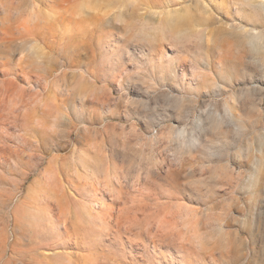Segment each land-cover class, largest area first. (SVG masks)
<instances>
[{"label":"rangeland","instance_id":"rangeland-1","mask_svg":"<svg viewBox=\"0 0 264 264\" xmlns=\"http://www.w3.org/2000/svg\"><path fill=\"white\" fill-rule=\"evenodd\" d=\"M0 264H264V0H0Z\"/></svg>","mask_w":264,"mask_h":264},{"label":"bare ground","instance_id":"bare-ground-1","mask_svg":"<svg viewBox=\"0 0 264 264\" xmlns=\"http://www.w3.org/2000/svg\"><path fill=\"white\" fill-rule=\"evenodd\" d=\"M260 2V1H259ZM262 2V1H261ZM238 10V9H237ZM154 16L159 14L158 12H153ZM174 13H177V11H174ZM181 16V14H176L173 17L174 21H178L179 17ZM181 22H184L185 20H180ZM177 23V22H176ZM161 25V24H160ZM252 30V31H251ZM249 30H243L245 33H249L252 36L257 35V33H255L253 31V29ZM251 32V33H250ZM15 63V62H14ZM16 64V63H15ZM6 71V70H5ZM5 71H1V72H5ZM24 76H26V78H28V82L30 79V75L27 72H24ZM15 81V80H14ZM31 81V80H30ZM25 83V82H24ZM30 83V82H29ZM3 90H8L10 92V96L6 101V104H9L15 101L14 97H16L18 99V97H20L22 95V87L19 84H15L13 81L8 80L4 86H3ZM36 94H39L38 91L35 90ZM36 98V101H41L43 103V105H45L46 107L50 106L48 104H45V102L43 101V99L41 98V96L39 95H34ZM20 103H23V100H17ZM67 172V171H66ZM77 174V170L73 169L72 173L70 174V176H75ZM43 178L46 182V186L47 188H49L51 191H53V195L52 196H56L57 200L59 201H65L63 198L65 197V195L69 196L72 200H74V206L73 208H71L68 204H64L62 205V209L64 211H66L68 214H73V216L76 218L75 220L77 221H82L85 225V227H92L90 226V223H97L99 222H106L104 218V213H101L98 210L99 204H94V205H90L88 202L86 201H82V203L77 202L75 200V194L73 192H71L70 190L64 189L61 186V178L57 172V170L55 169L54 166H52L51 164L49 166H47L44 171H43ZM79 205V206H78ZM35 211L34 213L30 214V207H27V212L25 214V217L27 220L29 221H35V226L37 227H43L44 222L46 220V217L44 215H42V213L36 208H34ZM63 215H66L65 213H63ZM81 217V219H79ZM43 224V225H42ZM58 227H68L67 222H65L64 220H60L57 223ZM45 228V227H44ZM43 229V228H42Z\"/></svg>","mask_w":264,"mask_h":264},{"label":"crops","instance_id":"crops-1","mask_svg":"<svg viewBox=\"0 0 264 264\" xmlns=\"http://www.w3.org/2000/svg\"><path fill=\"white\" fill-rule=\"evenodd\" d=\"M86 201V200H85ZM86 202H88V201H86ZM89 204H90V202H88Z\"/></svg>","mask_w":264,"mask_h":264}]
</instances>
